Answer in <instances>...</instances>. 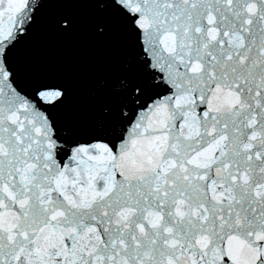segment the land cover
<instances>
[{"label": "snow or ice", "instance_id": "6c2138e0", "mask_svg": "<svg viewBox=\"0 0 264 264\" xmlns=\"http://www.w3.org/2000/svg\"><path fill=\"white\" fill-rule=\"evenodd\" d=\"M0 264H264V0H0Z\"/></svg>", "mask_w": 264, "mask_h": 264}]
</instances>
